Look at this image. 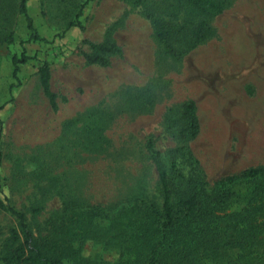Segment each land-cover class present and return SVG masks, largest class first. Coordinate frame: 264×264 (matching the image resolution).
<instances>
[{
  "label": "rangeland",
  "instance_id": "obj_1",
  "mask_svg": "<svg viewBox=\"0 0 264 264\" xmlns=\"http://www.w3.org/2000/svg\"><path fill=\"white\" fill-rule=\"evenodd\" d=\"M84 1L27 0L23 14L20 0H0V198L26 214L35 234H46L66 205L111 207L142 196L160 204L146 151L151 140L167 166L168 150L185 145L209 186L264 168V0H219L222 13L205 18L211 35L180 60L164 52L154 17L171 24L176 49L187 43L180 26L191 30L202 18L172 0H148L145 8L92 0L76 17ZM70 22L79 25L67 28ZM108 37L122 57L108 67L87 65V42ZM22 54L28 60L14 77L11 59ZM43 62L56 110L39 82ZM187 101L195 105L198 133L183 141L166 119ZM16 227L0 210V246ZM96 252L89 242L83 255Z\"/></svg>",
  "mask_w": 264,
  "mask_h": 264
},
{
  "label": "trees",
  "instance_id": "obj_2",
  "mask_svg": "<svg viewBox=\"0 0 264 264\" xmlns=\"http://www.w3.org/2000/svg\"><path fill=\"white\" fill-rule=\"evenodd\" d=\"M26 1L20 0V11L26 14ZM92 0H85L77 13ZM134 6L146 7L148 0H118ZM173 7L184 10L203 20L187 30L183 49L170 42L172 26L154 17L156 37L164 52L176 60L211 35L205 18L223 11L219 0H172ZM155 14V11H154ZM153 18V12H145ZM29 30L34 33L31 20ZM70 22L67 28L78 26ZM33 40H37L35 34ZM89 51L82 53L87 65L108 67L111 59L122 57V49L110 37L100 43L87 42ZM13 75L18 65L28 58L13 57ZM42 91L53 110L56 95L51 92L50 69L44 63L38 69ZM166 129L183 141L193 139L198 133V119L193 101L171 109L166 119ZM146 151L157 174L161 194L158 204L137 197L128 203L111 207L66 205L53 219L46 234H35L29 227L26 214L5 205L0 198V210L17 221L9 237L0 246V264H264V168H247L229 175L209 186L199 164L185 145L168 150L169 166L162 154L148 141ZM181 157L182 162H177ZM3 155L0 150V166ZM187 171L183 173V165ZM175 175L170 180L168 172ZM1 181V176H0ZM1 191V187H0ZM41 208L32 209L38 214ZM98 249L85 256L87 243ZM102 253H114V261H105Z\"/></svg>",
  "mask_w": 264,
  "mask_h": 264
}]
</instances>
